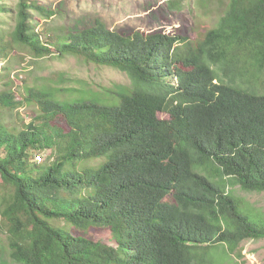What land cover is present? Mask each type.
Segmentation results:
<instances>
[{"label":"trees","instance_id":"1","mask_svg":"<svg viewBox=\"0 0 264 264\" xmlns=\"http://www.w3.org/2000/svg\"><path fill=\"white\" fill-rule=\"evenodd\" d=\"M16 5L0 59L73 56L120 70L130 85L95 99L93 89L25 86L16 101L12 80L3 84L0 108L32 110L27 123L0 121L11 262L230 264L243 242L264 240L263 215L226 191L264 193V0H229L196 44L97 19L44 33L33 12L47 21L57 12Z\"/></svg>","mask_w":264,"mask_h":264},{"label":"rangeland","instance_id":"2","mask_svg":"<svg viewBox=\"0 0 264 264\" xmlns=\"http://www.w3.org/2000/svg\"><path fill=\"white\" fill-rule=\"evenodd\" d=\"M19 0H6L3 4L7 12H0V33L12 31L15 26V12ZM36 2L57 15L47 21L36 12L34 26L43 31L47 25L66 30H77L90 25L96 19L102 21L110 30H137L142 33L161 31L175 36L186 37L196 44L202 40L204 33L216 27L219 18L229 0H28ZM45 33V30L43 31ZM0 92L5 90L3 84L12 80L11 91L20 101L25 86L51 85L61 89H93L91 99L103 89L115 90L130 85L125 73L108 66L88 63L73 56L31 58L16 54L11 59H0ZM63 78V81H62ZM62 93L57 98L67 96ZM69 97V96H67ZM32 116L30 107L22 106L15 110L0 108V121L8 126L19 125L20 121L29 122ZM159 118L167 119L165 114ZM47 156L41 159L47 161ZM96 164V163H95ZM231 191L246 206L264 217V193H251L241 190L237 185H228ZM107 232L98 231L95 240H106ZM241 256L232 255L230 264H264V240L245 241L240 245ZM0 264H14L6 253V237L0 231Z\"/></svg>","mask_w":264,"mask_h":264},{"label":"bare ground","instance_id":"3","mask_svg":"<svg viewBox=\"0 0 264 264\" xmlns=\"http://www.w3.org/2000/svg\"><path fill=\"white\" fill-rule=\"evenodd\" d=\"M38 161V160H37Z\"/></svg>","mask_w":264,"mask_h":264}]
</instances>
